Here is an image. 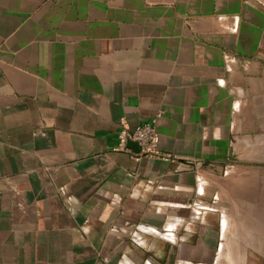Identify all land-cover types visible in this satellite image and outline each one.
I'll return each mask as SVG.
<instances>
[{
    "label": "crops",
    "instance_id": "0c3cea01",
    "mask_svg": "<svg viewBox=\"0 0 264 264\" xmlns=\"http://www.w3.org/2000/svg\"><path fill=\"white\" fill-rule=\"evenodd\" d=\"M251 162L264 0H0V264H222Z\"/></svg>",
    "mask_w": 264,
    "mask_h": 264
},
{
    "label": "rangeland",
    "instance_id": "374dc122",
    "mask_svg": "<svg viewBox=\"0 0 264 264\" xmlns=\"http://www.w3.org/2000/svg\"><path fill=\"white\" fill-rule=\"evenodd\" d=\"M238 166L236 195L223 204L230 258L222 264H264V162Z\"/></svg>",
    "mask_w": 264,
    "mask_h": 264
},
{
    "label": "built area",
    "instance_id": "2783aa9c",
    "mask_svg": "<svg viewBox=\"0 0 264 264\" xmlns=\"http://www.w3.org/2000/svg\"><path fill=\"white\" fill-rule=\"evenodd\" d=\"M160 118L161 115L134 129L124 127L119 135L116 151L125 152L128 149L129 142H137L142 149L139 155L159 156L160 135L157 124ZM167 157L169 158V156ZM200 166L201 164H197V171L200 170Z\"/></svg>",
    "mask_w": 264,
    "mask_h": 264
},
{
    "label": "water",
    "instance_id": "95a60500",
    "mask_svg": "<svg viewBox=\"0 0 264 264\" xmlns=\"http://www.w3.org/2000/svg\"><path fill=\"white\" fill-rule=\"evenodd\" d=\"M127 147L136 150L138 153L142 150L141 146L137 142H129Z\"/></svg>",
    "mask_w": 264,
    "mask_h": 264
}]
</instances>
